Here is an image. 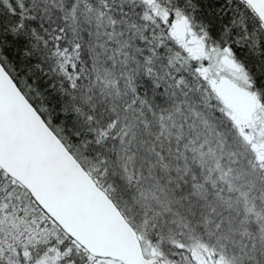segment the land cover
I'll list each match as a JSON object with an SVG mask.
<instances>
[{
  "label": "snow or ice",
  "instance_id": "snow-or-ice-1",
  "mask_svg": "<svg viewBox=\"0 0 264 264\" xmlns=\"http://www.w3.org/2000/svg\"><path fill=\"white\" fill-rule=\"evenodd\" d=\"M0 264H264V0H0Z\"/></svg>",
  "mask_w": 264,
  "mask_h": 264
}]
</instances>
